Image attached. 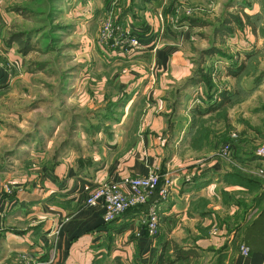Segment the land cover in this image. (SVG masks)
<instances>
[{
	"label": "crops",
	"instance_id": "obj_1",
	"mask_svg": "<svg viewBox=\"0 0 264 264\" xmlns=\"http://www.w3.org/2000/svg\"><path fill=\"white\" fill-rule=\"evenodd\" d=\"M128 1L118 0V7L112 5L113 0H75L72 4L80 8L81 22L91 17V25L95 17L101 19L105 8H112L111 15L139 39L140 46L133 50H107L111 65L118 68L110 78L118 86L112 98H123L118 105L121 116L108 122L98 119L106 129L99 128L94 136L81 134L77 138L90 145L68 148L53 163L43 161V152H35L34 160L39 161L30 163L27 160L32 156L15 153L11 147L6 149L9 154L5 156L13 163L0 162V264H100L106 260L112 264H154L161 243L165 244L163 256L174 258L171 242L182 254L188 252L186 258H194L200 250L205 251L203 243L216 237L197 236L199 242L195 245L179 243V239L188 237L195 222H209L207 214L218 191H229L235 196L238 189H250L243 180H234L223 162L209 157L211 151L204 145L214 140L210 130L201 133L197 131L198 123L189 121L190 104L182 109L177 105L178 87L183 88L185 83L188 89L197 90L196 100L201 97L200 82L187 83L192 66L190 48L195 44L193 25L181 23L173 27L158 16L162 15L160 6L150 3V7L131 17L133 9L131 13L127 10ZM5 54L17 67L23 65L20 51L8 47ZM100 78L103 80L104 76ZM2 123L0 142L12 141L14 145L21 138V124ZM25 132L26 128L22 133ZM226 140H231L229 134ZM17 146L16 151H22ZM151 170L171 179L169 193L157 203L159 232L154 236L138 224L152 198L109 221L102 218L101 204L84 202L87 192L97 184ZM198 198L205 202H198ZM229 203L226 212L232 214L235 227L228 236L243 241L247 232L250 250L243 256L236 247L233 251L227 247L223 264H261L264 192L252 202L247 198L245 202ZM50 254L51 259L45 261ZM163 263L164 260L160 264Z\"/></svg>",
	"mask_w": 264,
	"mask_h": 264
},
{
	"label": "rangeland",
	"instance_id": "obj_2",
	"mask_svg": "<svg viewBox=\"0 0 264 264\" xmlns=\"http://www.w3.org/2000/svg\"><path fill=\"white\" fill-rule=\"evenodd\" d=\"M74 1L0 0V122L21 124L19 131L22 134L14 145L12 141L9 144L0 142V162L13 163L5 156L9 154L6 149L11 147L15 153L32 156L33 159L27 160L30 163L39 161V158L34 160L35 152H43V161L53 163L68 148L88 145L87 140L83 143L77 140L79 135L94 136L99 128L106 129L107 126L98 119L108 122L121 116L118 105L123 98H112L118 86L115 79L110 78L118 68L111 65L107 56V50H119L100 42L98 29L107 14L115 24L122 23L111 15L109 10L112 8H105L100 13L101 19L95 17L93 25L89 24L91 17L81 22L80 8L72 5ZM147 3L160 6L162 15L158 13V16L175 28L181 23L186 24V18H193L195 44L190 48V76L199 69L202 72L209 70L213 84L209 91L227 90L231 99L205 115H196L191 108L208 103L206 84L199 81L201 97L196 100L197 90L188 89L185 83L183 88L178 87L177 105L182 109L190 104L189 121L193 125L198 123L197 131L201 133L210 130L208 133L211 132L214 140V143L204 145L211 151L209 157L223 162L234 180H243L250 188H246L247 191L238 189L235 196L229 191H218L219 196L213 198L207 214L209 222L205 225L195 222L193 231L187 238L179 239V243L195 245L199 242L197 236L204 234L214 235L216 239L203 243L205 251L200 250L197 257L163 264H223L225 249L230 246L233 251L241 241L228 236L235 227L232 214L226 212L229 202L241 203L247 198L252 202L264 192V157L254 153L256 145L264 139V0H130L126 7L130 13L133 9L131 17H135L134 12L150 7ZM112 5L118 7V0H113ZM243 12L249 21L245 20ZM230 14L241 16V27L230 21L232 31L213 35V27L223 17L231 18ZM14 32L29 38L27 52L20 51L24 56L20 67L5 54L8 47L19 51L17 41L10 39ZM88 39L90 44L86 42ZM211 45L221 52L203 53L202 50ZM240 63L241 71L232 74ZM190 82L188 79L187 83ZM24 128L26 132L22 133ZM231 131L237 133V140L231 142L230 154H221L219 146ZM17 145L22 151H16ZM245 194H248L247 198ZM198 199V202H205L204 198ZM158 232L159 228L154 235ZM215 249L221 253L213 251ZM100 264L112 263L106 260Z\"/></svg>",
	"mask_w": 264,
	"mask_h": 264
},
{
	"label": "built area",
	"instance_id": "obj_3",
	"mask_svg": "<svg viewBox=\"0 0 264 264\" xmlns=\"http://www.w3.org/2000/svg\"><path fill=\"white\" fill-rule=\"evenodd\" d=\"M98 40L124 52L140 46L139 39L131 29L124 24H115L108 14L100 22ZM229 137L231 140H226L219 146V153L230 154L231 142L237 139V133L231 131ZM254 153L264 157V139L256 145ZM170 186L171 179L168 176L151 170L143 175H128L116 182L97 184L87 192L84 202L87 205L101 204L102 218L109 221L129 207L144 204L152 198L140 215L138 224L144 227L148 235H154L158 226L157 203L167 196ZM134 233L138 235L139 231ZM237 249L243 256L249 253V248L243 241L238 242ZM51 257V254L48 255L45 261H49ZM37 263L34 261L30 264ZM261 264H264V260Z\"/></svg>",
	"mask_w": 264,
	"mask_h": 264
},
{
	"label": "trees",
	"instance_id": "obj_4",
	"mask_svg": "<svg viewBox=\"0 0 264 264\" xmlns=\"http://www.w3.org/2000/svg\"><path fill=\"white\" fill-rule=\"evenodd\" d=\"M244 13V12H243ZM231 18H229L228 16L223 17V20L220 21V23H218V25L216 27H213L212 29V34L213 35H221L224 33H229L230 31H232L231 25L229 26V22L233 21L234 24L238 27H241L242 25V18L240 15L238 14H230ZM244 17L246 21H249V17L246 13H244ZM185 19V18H184ZM183 19V21H185V23L193 25V18H186L185 20ZM221 27L223 28V30L221 29ZM11 40H16L18 43V49L19 51H21L22 53L27 52V47H29L27 44L29 42V38L28 36L23 37L22 35H20V33L14 32L12 38H10ZM218 41H221L218 40ZM203 53L206 52L207 54H213L216 52H221L219 50V48L211 45L205 49L202 50ZM242 63L238 64L236 69L232 70V74H237L238 72L241 71L242 69ZM191 77V78H190ZM188 79H190L191 83H196V82H203L204 84H206L207 87V92H206V99H207V105L206 106H199V105H194L191 110L193 113H196V115H204L205 113H208L210 111H213L215 109H218L219 107L223 106L224 104L228 103V101L231 99L230 93L227 90L221 89L217 92L212 93L211 91H209V88L211 87V85L213 86V84L211 83V76L209 74V70L206 72H202L201 69H199L198 71H195L194 74L192 76H190ZM233 177V176H232ZM246 235L247 232H245L244 237H243V242L248 246V241L246 239ZM170 247L172 248L173 251V255L174 258H171L170 256H163V251L165 249V244L161 243V250L159 251L158 256L156 257V262L154 264H160L162 262V260H164L165 263H170L172 261L178 260V259H184L186 257H188V252L184 251V255L181 253L180 249L178 248V246L176 245V243L171 242L170 243ZM250 250V248H249ZM161 256L163 257V259H161Z\"/></svg>",
	"mask_w": 264,
	"mask_h": 264
}]
</instances>
